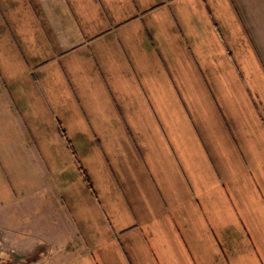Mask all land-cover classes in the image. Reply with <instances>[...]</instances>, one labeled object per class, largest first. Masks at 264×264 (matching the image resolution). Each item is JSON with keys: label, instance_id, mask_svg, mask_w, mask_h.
<instances>
[{"label": "crops", "instance_id": "1", "mask_svg": "<svg viewBox=\"0 0 264 264\" xmlns=\"http://www.w3.org/2000/svg\"><path fill=\"white\" fill-rule=\"evenodd\" d=\"M45 195L33 264H264V0H0V211Z\"/></svg>", "mask_w": 264, "mask_h": 264}, {"label": "rangeland", "instance_id": "2", "mask_svg": "<svg viewBox=\"0 0 264 264\" xmlns=\"http://www.w3.org/2000/svg\"><path fill=\"white\" fill-rule=\"evenodd\" d=\"M55 201L45 195L0 211V264H33L70 250L74 231ZM47 262L53 264L52 259Z\"/></svg>", "mask_w": 264, "mask_h": 264}, {"label": "trees", "instance_id": "3", "mask_svg": "<svg viewBox=\"0 0 264 264\" xmlns=\"http://www.w3.org/2000/svg\"><path fill=\"white\" fill-rule=\"evenodd\" d=\"M62 133H63L64 136H66L64 130H62ZM67 147H68V149L70 150L71 154L74 156V158H75V162H76L77 166L79 167V169L81 170V172H83V166L81 165L80 160H79V158H78V156H77V153H76V151H75V148L73 147V145H72V143H71V141H70L69 139H67ZM84 179L86 180L87 184H88L90 187H92L91 181H90V179L88 178V176H87L86 173H85V175H84Z\"/></svg>", "mask_w": 264, "mask_h": 264}]
</instances>
